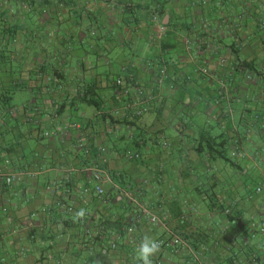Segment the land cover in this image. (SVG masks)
Listing matches in <instances>:
<instances>
[{
	"label": "crops",
	"instance_id": "0c3cea01",
	"mask_svg": "<svg viewBox=\"0 0 264 264\" xmlns=\"http://www.w3.org/2000/svg\"><path fill=\"white\" fill-rule=\"evenodd\" d=\"M154 17L170 22L162 38ZM116 77L143 89L144 114L125 109ZM263 79L264 0H0V172L20 174L0 179V264H135L144 235L197 243L207 264H264V231L247 237L264 229V196L234 193L216 154L193 151L204 133L264 161ZM94 167L109 176L101 196ZM207 222L215 240L196 233Z\"/></svg>",
	"mask_w": 264,
	"mask_h": 264
},
{
	"label": "trees",
	"instance_id": "16d2710c",
	"mask_svg": "<svg viewBox=\"0 0 264 264\" xmlns=\"http://www.w3.org/2000/svg\"><path fill=\"white\" fill-rule=\"evenodd\" d=\"M54 23H57V24L60 23L61 24V22L58 19L54 20ZM169 25H170V22H168L166 26H169ZM162 66H164V65H162ZM156 69L157 70L159 69V65L155 68V72L157 73V75H159L158 71ZM124 70H126V65H120V71L122 72ZM167 71H168V76H169L168 68H167ZM117 80L120 82L119 85L116 84ZM261 87L264 91V79L261 82ZM113 88L115 89L114 91L116 92L115 93L116 96L117 95L120 96L122 103H124V105H125V109L131 110V105L134 102V100L132 98V94H135V93L134 92L126 93V91H128L130 88H136V86H131V85L127 84L124 77H116L114 82H113ZM261 101L264 103V96H263ZM256 103H259V101H256ZM94 104H96V103H94ZM127 106H129V107H127ZM140 109H141V106H139V108H137V110H140ZM141 115L142 114H140L139 116H141ZM135 116H137V115H135ZM228 145L229 144H228L227 139H223L217 143V142H215V139H213L208 134L201 133L199 135V137L193 142V151L196 154H199V155L204 154L206 156H210L211 154H216L215 156L218 160H221V162H223L225 165L230 166V168L234 169V171L240 172L239 175L240 174L243 175V177L246 179L247 175L245 174V168L242 167L240 162L233 161V157H235L236 155L239 156L240 158L242 157V155L240 154L241 153L240 148L237 146H234V148L232 150H230V151H232V153H229L227 150ZM244 181H243V185H244ZM261 191H262V183L259 180L256 182V186H255L254 190L250 191V194L248 193L247 196L250 199L253 198L251 201H255V199H254L253 195H251V193L257 194V193H261ZM215 206H216V209H218V211L226 219H228L229 222H234L237 220L236 215L238 212L234 211L233 205L230 204V202H229V204H227L224 201H218L217 204H215ZM190 214L191 215L188 216L189 221L190 220L192 221L193 219L198 218L197 204L195 202H192V204H191ZM182 218L185 220L184 215H182ZM197 226H198V224H197ZM198 228L199 229H197L196 233L200 232V233L204 234L205 238L208 237L212 240H215L216 236H218L217 234L219 233L218 231L211 228L208 222L205 223V225H203V226H199ZM256 231L255 230H254V232L252 231V233H250L247 236L248 239H252L256 233L262 234L264 229L262 227H259V228H257ZM173 236H178V235H170L169 238L160 240L162 242L161 248L166 249L172 255H175L178 257H183L184 262H186L185 264H207V262H203V258L205 257L204 247L197 245V243H192V245H189L179 236L178 237L181 239L182 243L178 244V245H170L169 241L172 240ZM206 241H207V239H206ZM118 242H119L118 239H114L112 241V243L108 247L105 248V250L107 252L109 251L112 255L118 254V252H117L119 249ZM236 253H238V252H236ZM153 261H154V264H164V262H162L157 257H153ZM229 264H231V263H229Z\"/></svg>",
	"mask_w": 264,
	"mask_h": 264
},
{
	"label": "built area",
	"instance_id": "2783aa9c",
	"mask_svg": "<svg viewBox=\"0 0 264 264\" xmlns=\"http://www.w3.org/2000/svg\"><path fill=\"white\" fill-rule=\"evenodd\" d=\"M153 22L157 26V32H158V36L160 38L165 32V26L156 17L153 18ZM157 71L159 74L157 76V81L159 84H161L162 81L168 76V71H167V68L165 66H161V67L159 66V69ZM116 84L119 85L120 82L117 80ZM128 92H130V93L134 92L135 93V94H132V98H133L134 102L132 103L131 106H134V107L141 106V109L137 110L135 112V115L139 116L140 114L145 113L147 108L144 106L143 100H140L141 97H143V95H144L143 89L138 88V87L130 88L128 91H126V93H128ZM127 107H129V106H127ZM160 143L162 144V146L164 148H167L168 143H166V141L162 140ZM78 146L80 149H83V145H82L81 141H79ZM85 152L88 153L89 152L88 149H85ZM138 157L139 156L137 154L127 156L128 159H136ZM19 175L20 174L18 172H13V173H9V174H4V173L0 172V179H2L6 184L10 185L17 180ZM91 179L95 183V186H94L95 194L99 195V196L103 195L104 194L103 184L105 182L109 181V176L105 172H103L100 168L94 167V168H92ZM151 222L152 223L157 222V218L151 216ZM181 243H182V241L178 236H173L172 240L169 241L170 245H178Z\"/></svg>",
	"mask_w": 264,
	"mask_h": 264
},
{
	"label": "rangeland",
	"instance_id": "374dc122",
	"mask_svg": "<svg viewBox=\"0 0 264 264\" xmlns=\"http://www.w3.org/2000/svg\"><path fill=\"white\" fill-rule=\"evenodd\" d=\"M17 68L18 67L16 65H14V69L17 70ZM18 95L21 96V97L22 96L24 97L26 95V93L25 92H20V93L17 94V96ZM256 96H257V93H252L250 96H248V104L254 105L255 104L254 99L256 98ZM255 149L256 148H253L252 150H249V152H248L249 157L252 156L254 158V156L256 155V152H257V149H256V151H255ZM258 150H259V153H262L264 151L263 145ZM229 153H232V151H229ZM262 154H264V153H262ZM258 158L259 157H257V161H241L240 160L241 158L239 156L236 155L235 157H233V161L240 162V164L244 168L248 167L247 165L249 163H251L252 171L247 174L246 179L243 177V175H241V174L239 175L240 172L233 171L232 168H230V166L223 164L224 165L223 168L228 170V172H231L230 173L231 174L230 178L231 177L233 178L234 185H236V183H235L236 180L237 179L239 180V187H237V188L234 187V193L238 194V193L242 192V194H248V193L250 194V191L254 190V188L256 186L257 179L261 177L262 170L264 169V161H259ZM224 174L227 175L229 173H226V171H225ZM243 181H244V185H243ZM229 191H232V190H229ZM251 195H253L255 200L261 199L264 196L263 193H257V194H252L251 193ZM203 262H204V260H203Z\"/></svg>",
	"mask_w": 264,
	"mask_h": 264
},
{
	"label": "clouds",
	"instance_id": "9594fccd",
	"mask_svg": "<svg viewBox=\"0 0 264 264\" xmlns=\"http://www.w3.org/2000/svg\"><path fill=\"white\" fill-rule=\"evenodd\" d=\"M87 215L85 208H80L74 213V220H81ZM133 231L134 229H129ZM162 242L149 235H144L134 247L133 259L135 264H154L155 257L161 250Z\"/></svg>",
	"mask_w": 264,
	"mask_h": 264
},
{
	"label": "water",
	"instance_id": "95a60500",
	"mask_svg": "<svg viewBox=\"0 0 264 264\" xmlns=\"http://www.w3.org/2000/svg\"><path fill=\"white\" fill-rule=\"evenodd\" d=\"M166 23H167V21H166V20H164V21H163V24L165 25Z\"/></svg>",
	"mask_w": 264,
	"mask_h": 264
}]
</instances>
